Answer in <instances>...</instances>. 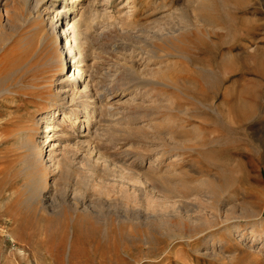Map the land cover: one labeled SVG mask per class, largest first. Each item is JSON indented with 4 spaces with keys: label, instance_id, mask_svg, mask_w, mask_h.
<instances>
[{
    "label": "rangeland",
    "instance_id": "obj_1",
    "mask_svg": "<svg viewBox=\"0 0 264 264\" xmlns=\"http://www.w3.org/2000/svg\"><path fill=\"white\" fill-rule=\"evenodd\" d=\"M206 2L77 1L71 15L88 20L91 28L82 30L94 38L85 56L89 77L81 80L90 84L89 98L77 83L72 97H50L55 70L44 60L41 96L23 94L28 67L19 57L0 68V264H166L168 237L132 226L123 205L174 209L181 199L163 197L180 192L199 209L212 192L223 194L224 205L264 203V0ZM63 5L68 12L65 0H0V37L18 41L22 54L36 49L45 32L54 41ZM204 16L217 26L207 27ZM174 30L188 32L165 45L173 55L164 58L125 36L172 38ZM175 64L192 71L183 91L160 82ZM125 67L135 76L127 78ZM84 101L92 112L86 122ZM51 106L58 123L39 171L50 165L52 174L38 200L26 140L44 146L43 116ZM249 231L243 248L224 252L264 261V238L253 242ZM186 252L189 261L176 264H199L195 249Z\"/></svg>",
    "mask_w": 264,
    "mask_h": 264
},
{
    "label": "bare ground",
    "instance_id": "obj_2",
    "mask_svg": "<svg viewBox=\"0 0 264 264\" xmlns=\"http://www.w3.org/2000/svg\"><path fill=\"white\" fill-rule=\"evenodd\" d=\"M65 1H70L71 3V7L68 9V12L70 11V14L65 11L64 5L60 9H58V12L55 15V17L58 18L56 22L57 27H61V28H59L60 31L58 32L57 36L55 35L56 38L54 39V41H51V38H49L45 32V34H42L40 43L38 44L36 49H34L31 52L27 51L26 49V52H23L22 54L20 52L17 53V50H19L18 47H20L18 45V41H16L11 37L10 38L0 37L1 38L0 68H2L5 64L8 63L10 64L15 59H18V57H19L18 59L19 61L18 60L17 61L18 62L22 61V64L25 63V67L26 66L28 67L27 68L28 81L27 84L25 85V93L23 92L24 95L25 94L32 95L33 97L35 95L36 96L42 95L43 91L41 89V85L44 81V74L42 70L39 68L42 65L41 64L42 60H44V64L46 66H50V68H53L52 71L55 70L53 72L54 76L52 77H50L51 75L48 76L50 77V79L47 86L48 88L47 93L50 97L64 98L63 97L64 94H67L72 97V92L75 84L77 83L78 85H80L82 83L81 80L83 78L89 77V75H87V69H85V62H86L85 56L89 51H91L94 48L93 46L94 38L93 36H90L91 35L90 33L83 31L84 29L82 30V26L86 25L87 26L86 30L88 31L91 28L89 25L90 22H88V20H84V22L83 21L81 22L75 19V17H72L71 15V13L72 14L75 13L74 4H76L77 1L80 0H65ZM27 3H29V1H27ZM205 3H209V2H206L205 0ZM33 6L34 9H38V4L35 3L33 4ZM210 19L211 18L203 19L204 20L203 23H205L207 27H211L213 24L217 26V24H215L213 21H210ZM135 22L137 21L134 20L133 23ZM214 25L212 27H215ZM139 26L142 25L140 24ZM57 27H54L53 30L54 34H56L57 32L56 31ZM196 27H198V25ZM192 30L193 29H191L189 32L187 30L182 31L183 33L180 34L183 35L184 33L187 32L188 34H190ZM201 30H203L204 34L211 33L209 28L201 29ZM179 32L177 33L174 30L172 38L171 37L164 38L163 36H158L157 33L151 35L150 38L149 37L146 38V35L145 36L143 35L146 32L141 35L127 33L125 36H127L129 39L132 38L138 41V43L141 44L143 49L144 47H147L149 49V52L152 53L151 54L152 57L154 55V57L159 56L161 58H164L173 55L171 54V52H169L166 49V46H168L170 42L175 44V41L179 40L180 38ZM59 44H63L61 50H59L58 48ZM50 45L52 48L50 47ZM22 46L24 47V49L28 47L26 45H22ZM161 47L163 48L162 50ZM154 52H156V55L154 54ZM231 58H233V56H231ZM174 67H175L174 72L168 74L167 77H165L166 73L161 74L162 78L160 79V82L166 84L165 81H173L174 84H171V86L175 85L176 89L183 91L182 88L185 85L186 88H188L189 85L191 84L189 83L190 82L189 78H190V74H192V71L189 70L188 66L185 67L186 68L185 70H182L181 67L177 64H175ZM124 69H125L124 73L127 76V78L135 76L136 71L134 70L133 67H125ZM160 73L158 75H160ZM113 78L114 77H112V79ZM61 79L63 80V83H61L60 81V83L58 84L59 80ZM80 87L82 88L80 94L84 93L85 96L84 98H89L90 97L89 82H87L84 85L81 84ZM102 89H104L105 91H110L109 86L104 88L102 87ZM4 90L5 92H8V89H4ZM87 104L88 101L86 102L84 101L83 109L85 110L84 113L85 117L82 119V121L84 122L88 120L90 114L92 113L91 109L87 108ZM76 110L77 108L71 110L70 112H75ZM49 111H50L49 114L46 113V115L43 116V118L46 121L45 122L46 129L45 130L43 129L44 131H42V133L45 134L43 136L44 146H42V148H39L37 145H35V141H33L32 139L28 138L26 140L27 142L26 146L28 148V151L30 152L28 159L29 167H31L33 171L32 194L38 200L43 198L42 197L44 195L43 193L46 192V190L44 191L45 188L43 185L45 184V182H48L52 174V169L50 165L49 167H47L45 173L39 171V169L43 166L44 158L47 156V155L45 156V149L47 153V149L50 146H52L51 137L54 135V129L58 123V117L56 115L55 106H51ZM66 114L67 113H65V115ZM75 114L76 113H73L72 115ZM38 149L39 151H37ZM166 193H168V191ZM212 193L213 194L210 193L209 195H206L205 197L201 198L202 200H204L203 203H206L207 205L206 208L199 209L197 205L193 204L190 201V199H187L189 196H186L187 195L186 193H181V192L180 194L169 193L167 194L168 196L164 195L165 197H163L167 202H171L173 201V199L176 198L181 199L178 205L177 206L175 205L176 207L174 209L173 208L158 209L155 207H150V205L148 206V208L144 209L141 208L140 206L137 205L133 206L129 203H126L122 207L124 212L123 217L125 216L124 218L127 219V221L131 222L132 226H136L137 224L140 223L145 225L148 229H151L152 231L154 230L155 232L160 233V235L168 237L170 242L161 252V256H162L161 258L163 261V262L161 261L162 263L164 262H166V264L185 263L189 261V258L185 257V255L187 254L186 251L190 249H195L196 254L193 255L194 256L193 261H196L197 259L199 264H239V263L264 264V261L260 256L245 255L240 257V256H234L232 254L227 255L224 252L225 250L228 249V251L231 253L235 247L243 248L245 245L243 240H246L245 238L247 237L249 230L253 242L255 240L257 241L264 238V203L261 202L260 199L259 201L253 203L246 202L243 205H239V203H235L232 201H229L224 205L223 203H221V197L223 196V194L219 192H212ZM148 195L146 194L145 196L147 199L149 197ZM221 204H223V206H221ZM258 204L259 206L257 208L256 206ZM175 219H180L181 223H176ZM158 220L162 221V223L157 224ZM203 259L205 260V263H203L202 261Z\"/></svg>",
    "mask_w": 264,
    "mask_h": 264
}]
</instances>
